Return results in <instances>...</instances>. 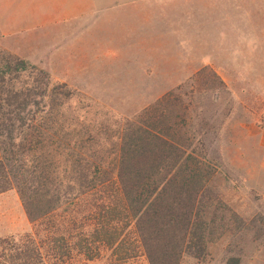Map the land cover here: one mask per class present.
<instances>
[{"label": "rangeland", "instance_id": "obj_1", "mask_svg": "<svg viewBox=\"0 0 264 264\" xmlns=\"http://www.w3.org/2000/svg\"><path fill=\"white\" fill-rule=\"evenodd\" d=\"M242 3H249L246 11L262 3L264 11V0ZM258 9L257 20H177L175 38L143 58L141 41L109 20L39 30L11 49L0 44L1 56L42 72L27 69L15 84L57 87L51 99L63 102L52 110L59 134H91L108 151L117 135L145 120V108L153 107L150 117L159 112L155 126L193 157L186 165L194 176L179 183L196 191L195 216L177 264H264V20ZM101 195L78 198L33 223L10 188L0 192V235L34 228L41 234L55 221L57 232L70 236L61 264H148L132 225L114 210L104 211L103 229L78 235L80 221H90L89 203ZM114 237L120 242L108 244ZM74 243L85 246L77 251Z\"/></svg>", "mask_w": 264, "mask_h": 264}, {"label": "trees", "instance_id": "obj_2", "mask_svg": "<svg viewBox=\"0 0 264 264\" xmlns=\"http://www.w3.org/2000/svg\"><path fill=\"white\" fill-rule=\"evenodd\" d=\"M27 69L42 75L22 59L0 55V192L14 188L33 223L78 198L102 194L98 203H89L85 218L90 221H80L78 235L103 229L105 210H114L132 225L148 264H177L195 216L196 191L179 183L194 176L186 165L193 158L190 152L155 126L160 114L150 117L152 106L142 111L145 120L130 125L132 131L115 137L108 151L99 150L91 134L69 137L53 131L52 110L63 103L51 99L57 87L15 84ZM48 223L41 234L34 228L18 236L0 235V264H61L70 236L66 232V240L55 221ZM114 238L108 244L120 242ZM73 245L77 251L85 246Z\"/></svg>", "mask_w": 264, "mask_h": 264}, {"label": "crops", "instance_id": "obj_3", "mask_svg": "<svg viewBox=\"0 0 264 264\" xmlns=\"http://www.w3.org/2000/svg\"><path fill=\"white\" fill-rule=\"evenodd\" d=\"M248 4L242 0H0V44L11 49L39 30L54 31L70 23L94 26L109 20L118 22V32L141 41L143 58L144 51L149 56L159 54L161 46L175 38L180 29L177 20H248L251 15L257 20L258 8L252 3L251 11H246ZM261 4L258 18L264 20Z\"/></svg>", "mask_w": 264, "mask_h": 264}]
</instances>
